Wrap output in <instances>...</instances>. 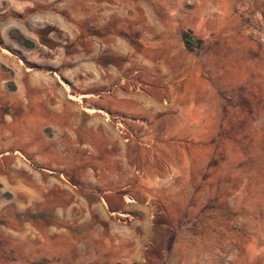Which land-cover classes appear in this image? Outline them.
<instances>
[{
    "label": "rangeland",
    "instance_id": "rangeland-1",
    "mask_svg": "<svg viewBox=\"0 0 264 264\" xmlns=\"http://www.w3.org/2000/svg\"><path fill=\"white\" fill-rule=\"evenodd\" d=\"M0 264H264V0H0Z\"/></svg>",
    "mask_w": 264,
    "mask_h": 264
},
{
    "label": "trees",
    "instance_id": "trees-1",
    "mask_svg": "<svg viewBox=\"0 0 264 264\" xmlns=\"http://www.w3.org/2000/svg\"><path fill=\"white\" fill-rule=\"evenodd\" d=\"M19 44L32 47L33 42L27 38H25L24 35L17 33L16 35L12 36ZM182 40L188 49H193L197 45L201 43V39L196 37L191 30H185L182 32Z\"/></svg>",
    "mask_w": 264,
    "mask_h": 264
},
{
    "label": "crops",
    "instance_id": "crops-1",
    "mask_svg": "<svg viewBox=\"0 0 264 264\" xmlns=\"http://www.w3.org/2000/svg\"><path fill=\"white\" fill-rule=\"evenodd\" d=\"M36 108H37V106H36ZM104 201L106 204L112 205V203H114V201H115V198L113 196L106 195ZM112 211H114V209H112Z\"/></svg>",
    "mask_w": 264,
    "mask_h": 264
}]
</instances>
